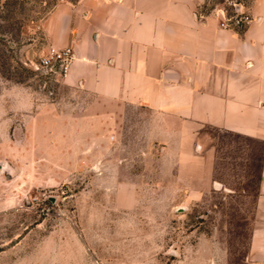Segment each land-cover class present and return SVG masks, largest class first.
Listing matches in <instances>:
<instances>
[{"label":"rangeland","instance_id":"1","mask_svg":"<svg viewBox=\"0 0 264 264\" xmlns=\"http://www.w3.org/2000/svg\"><path fill=\"white\" fill-rule=\"evenodd\" d=\"M58 4L0 0V264H264L256 143L191 144L65 85L42 67Z\"/></svg>","mask_w":264,"mask_h":264},{"label":"crops","instance_id":"2","mask_svg":"<svg viewBox=\"0 0 264 264\" xmlns=\"http://www.w3.org/2000/svg\"><path fill=\"white\" fill-rule=\"evenodd\" d=\"M207 3L59 0L45 36L50 49L74 51L68 87L153 112L167 136L201 147L206 133L210 147L215 134L256 143L255 239L264 254V0L235 6L253 22L233 30L220 27L228 10L208 12Z\"/></svg>","mask_w":264,"mask_h":264},{"label":"built area","instance_id":"3","mask_svg":"<svg viewBox=\"0 0 264 264\" xmlns=\"http://www.w3.org/2000/svg\"><path fill=\"white\" fill-rule=\"evenodd\" d=\"M252 22L253 18L251 15L241 11H234L232 14L225 16L220 23V27L226 30H233L246 27ZM73 60L74 51L71 47L65 49L51 48L42 59V67L61 80H64L70 72Z\"/></svg>","mask_w":264,"mask_h":264}]
</instances>
